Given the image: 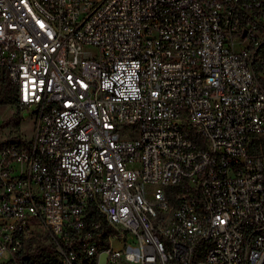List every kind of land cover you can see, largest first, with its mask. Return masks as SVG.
I'll list each match as a JSON object with an SVG mask.
<instances>
[{
    "label": "built area",
    "instance_id": "1",
    "mask_svg": "<svg viewBox=\"0 0 264 264\" xmlns=\"http://www.w3.org/2000/svg\"><path fill=\"white\" fill-rule=\"evenodd\" d=\"M1 72L0 264H264V0H0Z\"/></svg>",
    "mask_w": 264,
    "mask_h": 264
},
{
    "label": "rangeland",
    "instance_id": "2",
    "mask_svg": "<svg viewBox=\"0 0 264 264\" xmlns=\"http://www.w3.org/2000/svg\"><path fill=\"white\" fill-rule=\"evenodd\" d=\"M17 112L21 113V109L16 104H4L0 106V140L8 138L9 134H21L26 138L33 134L34 118L23 110V119L17 124L12 120V116Z\"/></svg>",
    "mask_w": 264,
    "mask_h": 264
},
{
    "label": "trees",
    "instance_id": "3",
    "mask_svg": "<svg viewBox=\"0 0 264 264\" xmlns=\"http://www.w3.org/2000/svg\"><path fill=\"white\" fill-rule=\"evenodd\" d=\"M17 103V92L16 87L9 81L6 73H0V106L4 104H16ZM23 119V115L17 112L12 116L17 124Z\"/></svg>",
    "mask_w": 264,
    "mask_h": 264
},
{
    "label": "water",
    "instance_id": "4",
    "mask_svg": "<svg viewBox=\"0 0 264 264\" xmlns=\"http://www.w3.org/2000/svg\"><path fill=\"white\" fill-rule=\"evenodd\" d=\"M244 34H245V32H243V35H244ZM105 256H106V253H105V252H102V254H101V260H100V264H104Z\"/></svg>",
    "mask_w": 264,
    "mask_h": 264
}]
</instances>
